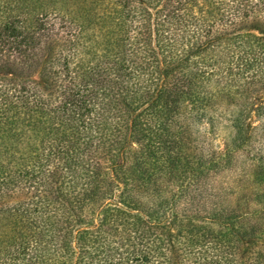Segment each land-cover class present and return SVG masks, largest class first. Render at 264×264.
Masks as SVG:
<instances>
[{"label": "trees", "instance_id": "1", "mask_svg": "<svg viewBox=\"0 0 264 264\" xmlns=\"http://www.w3.org/2000/svg\"><path fill=\"white\" fill-rule=\"evenodd\" d=\"M263 91L264 0H0V264H264Z\"/></svg>", "mask_w": 264, "mask_h": 264}, {"label": "rangeland", "instance_id": "2", "mask_svg": "<svg viewBox=\"0 0 264 264\" xmlns=\"http://www.w3.org/2000/svg\"><path fill=\"white\" fill-rule=\"evenodd\" d=\"M34 78L37 79V80H40V78H39V76L37 74L34 76ZM259 93H260V91H259ZM262 94L264 95V91L262 92ZM254 118H255L254 124H257L259 122L258 119H260V117H254ZM218 141L222 143L221 138H219Z\"/></svg>", "mask_w": 264, "mask_h": 264}]
</instances>
